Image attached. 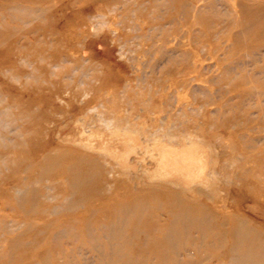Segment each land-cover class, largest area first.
Listing matches in <instances>:
<instances>
[{"label":"rangeland","instance_id":"obj_1","mask_svg":"<svg viewBox=\"0 0 264 264\" xmlns=\"http://www.w3.org/2000/svg\"><path fill=\"white\" fill-rule=\"evenodd\" d=\"M73 160L94 214L68 209ZM147 190L264 235V0H0V264L62 263L58 229Z\"/></svg>","mask_w":264,"mask_h":264},{"label":"bare ground","instance_id":"obj_2","mask_svg":"<svg viewBox=\"0 0 264 264\" xmlns=\"http://www.w3.org/2000/svg\"><path fill=\"white\" fill-rule=\"evenodd\" d=\"M63 173L66 174L62 179L68 186V209L77 210L87 205L89 213L94 214L92 208L95 207L89 200L101 194L102 184L96 180L100 174L98 169L89 161L73 160L63 167ZM155 192L147 190L120 196L116 204L114 201L111 205L105 204L101 213L104 219L91 222L90 217H81L79 229L76 222H70L67 230L58 229L53 236L61 249L60 264H91L89 260L77 259L76 255L82 251L93 255L96 260L93 264H140L147 259L155 261L153 264H199L198 255L202 252L228 257V264H264V235L257 228L235 218L217 221L205 209L185 204L177 195ZM149 217L156 221L151 224L150 219L145 220ZM142 235L144 240L140 239ZM67 237L77 243L72 241L71 253H66L62 246ZM18 240L10 242L9 262L28 258L12 254L21 243ZM143 250H148V255ZM48 252L35 256V262L56 264L52 249Z\"/></svg>","mask_w":264,"mask_h":264}]
</instances>
